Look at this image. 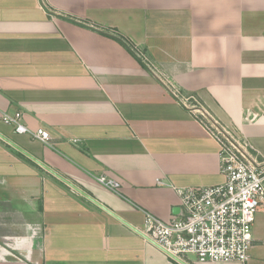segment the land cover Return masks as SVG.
<instances>
[{"label":"crops","instance_id":"1","mask_svg":"<svg viewBox=\"0 0 264 264\" xmlns=\"http://www.w3.org/2000/svg\"><path fill=\"white\" fill-rule=\"evenodd\" d=\"M198 114L264 158V0H0V135L114 215L0 138V264H178L134 229L224 182Z\"/></svg>","mask_w":264,"mask_h":264},{"label":"built area","instance_id":"2","mask_svg":"<svg viewBox=\"0 0 264 264\" xmlns=\"http://www.w3.org/2000/svg\"><path fill=\"white\" fill-rule=\"evenodd\" d=\"M172 93L176 95L175 91ZM198 115L217 144L224 182L179 189V213L169 220L147 214L139 232L174 262L178 259L184 264H246L255 218L259 208L264 207V158L253 156L233 131ZM1 120L17 134L42 143L50 140L46 129H28L20 112L3 113ZM98 181L111 190L118 188L117 182L104 177Z\"/></svg>","mask_w":264,"mask_h":264},{"label":"water","instance_id":"3","mask_svg":"<svg viewBox=\"0 0 264 264\" xmlns=\"http://www.w3.org/2000/svg\"><path fill=\"white\" fill-rule=\"evenodd\" d=\"M0 138L3 139L4 141H6L9 145H11L13 148L17 149L19 152H21L22 154H24L26 157H28L29 159H31L33 162H35L36 164H38L39 166L43 167L44 169H46L48 172H50L51 174L57 176L54 172H52L49 168H47L46 166H44L42 163H40L38 160L34 159L33 157H31L30 155H28L27 153H25L24 151H22L21 149H19L16 145H14L13 143H11L10 141H8L7 139H5L2 135H0ZM58 177V176H57ZM61 181H63L64 183H66L70 188H72L74 191L78 192L79 194H81L82 196H84L85 198H87L89 201H91L92 203H94L95 205H97L98 207H100L101 209L105 210L106 212H108L109 214L113 215V213H111L108 209H106L104 206H102L100 203H98L97 201H95L94 199H92L90 196L86 195L84 192H82L80 189H78L77 187H75L72 183L66 181L65 179H62L61 177H58ZM114 216V215H113ZM116 217V216H115ZM117 218V217H116ZM119 219V218H118ZM120 220V219H119ZM132 229H134L133 227H131ZM138 234H140L139 231H137L136 229H134ZM141 235V234H140ZM142 236V235H141ZM175 261L178 264H184L182 261L175 259Z\"/></svg>","mask_w":264,"mask_h":264},{"label":"trees","instance_id":"4","mask_svg":"<svg viewBox=\"0 0 264 264\" xmlns=\"http://www.w3.org/2000/svg\"><path fill=\"white\" fill-rule=\"evenodd\" d=\"M113 39H115L118 43H120L129 53H131L132 55L135 56L132 48L128 45V43H126L123 39H121L119 36L115 35L112 37ZM136 57V56H135ZM136 59L138 60V62L141 64V66L143 68H145L146 70L148 69V66L138 57H136ZM149 70V69H148Z\"/></svg>","mask_w":264,"mask_h":264},{"label":"rangeland","instance_id":"5","mask_svg":"<svg viewBox=\"0 0 264 264\" xmlns=\"http://www.w3.org/2000/svg\"><path fill=\"white\" fill-rule=\"evenodd\" d=\"M264 207H260L259 210L263 209ZM264 210V209H263ZM262 211V210H261Z\"/></svg>","mask_w":264,"mask_h":264}]
</instances>
